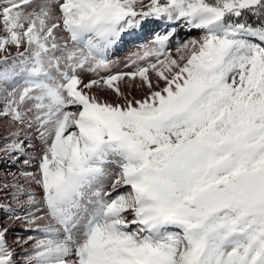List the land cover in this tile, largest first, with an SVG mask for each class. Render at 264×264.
<instances>
[{"label":"snow or ice","instance_id":"1","mask_svg":"<svg viewBox=\"0 0 264 264\" xmlns=\"http://www.w3.org/2000/svg\"><path fill=\"white\" fill-rule=\"evenodd\" d=\"M0 124L13 163L43 145L0 184L40 235L17 259L0 226V264H264V0H0Z\"/></svg>","mask_w":264,"mask_h":264},{"label":"rangeland","instance_id":"2","mask_svg":"<svg viewBox=\"0 0 264 264\" xmlns=\"http://www.w3.org/2000/svg\"><path fill=\"white\" fill-rule=\"evenodd\" d=\"M160 30L161 29L157 25H147L143 30L139 31L134 36H125L109 55V59L113 61V72L132 71L133 69L131 68H125V63L127 62L128 58L133 53L139 51L142 45L149 44L154 38V34ZM176 31L178 35L174 40V44L176 42H186L189 39L199 38L202 35L199 30H188L186 27L177 28ZM174 52L175 49L173 47V53ZM11 54L15 55V49H11ZM90 78H94L92 74L85 75L86 81ZM143 94L144 93L139 89L133 91V95H135L137 98H140ZM99 95L102 99L108 101H112L114 99V95L111 92H100ZM9 131H15V129L6 130L4 125L0 124V147H3L5 142H11L10 140L6 141V138L9 136ZM29 136L31 139H26L23 135H21V139H24L26 145L29 143L32 144V147L25 148L26 155L13 154L12 158L15 160V163L5 157L4 153L0 152V184L4 182L13 183L14 177L19 183H24V178L20 175V173L22 171H36L37 161L41 155L43 145L34 132H29ZM29 158H31L30 163L25 165L23 161ZM32 190L35 191L37 200H39L42 193L38 186L33 184ZM121 191H127V189H121ZM0 226H6L9 228L7 240L17 253V259L22 258L25 249L30 247L31 242L24 245L22 248L15 244L14 241L19 240L23 242L24 240H27L29 236L38 237L40 235V233L34 230H26L22 221H10L7 215L2 212H0Z\"/></svg>","mask_w":264,"mask_h":264},{"label":"bare ground","instance_id":"3","mask_svg":"<svg viewBox=\"0 0 264 264\" xmlns=\"http://www.w3.org/2000/svg\"><path fill=\"white\" fill-rule=\"evenodd\" d=\"M139 36V35H138Z\"/></svg>","mask_w":264,"mask_h":264}]
</instances>
